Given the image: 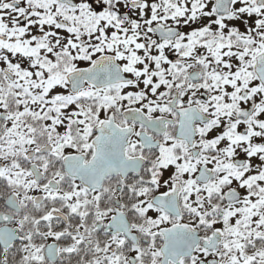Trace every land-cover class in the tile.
Instances as JSON below:
<instances>
[{"label": "snow or ice", "instance_id": "6c2138e0", "mask_svg": "<svg viewBox=\"0 0 264 264\" xmlns=\"http://www.w3.org/2000/svg\"><path fill=\"white\" fill-rule=\"evenodd\" d=\"M0 264H264V0H0Z\"/></svg>", "mask_w": 264, "mask_h": 264}]
</instances>
